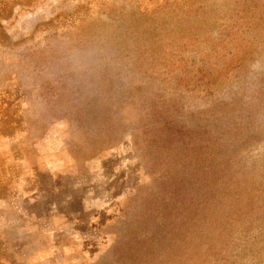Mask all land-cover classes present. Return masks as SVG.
<instances>
[{
	"label": "rangeland",
	"instance_id": "1",
	"mask_svg": "<svg viewBox=\"0 0 264 264\" xmlns=\"http://www.w3.org/2000/svg\"><path fill=\"white\" fill-rule=\"evenodd\" d=\"M0 264H264V0H0Z\"/></svg>",
	"mask_w": 264,
	"mask_h": 264
}]
</instances>
